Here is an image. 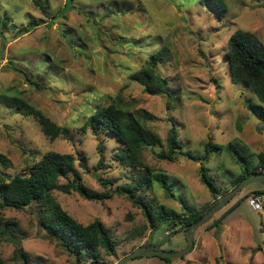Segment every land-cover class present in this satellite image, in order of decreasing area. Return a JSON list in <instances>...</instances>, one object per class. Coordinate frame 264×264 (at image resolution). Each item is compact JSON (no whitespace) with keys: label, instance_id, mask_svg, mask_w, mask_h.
I'll use <instances>...</instances> for the list:
<instances>
[{"label":"rangeland","instance_id":"1","mask_svg":"<svg viewBox=\"0 0 264 264\" xmlns=\"http://www.w3.org/2000/svg\"><path fill=\"white\" fill-rule=\"evenodd\" d=\"M0 0V172L27 175L30 166L48 151L73 153L82 182L106 192L130 183L137 171L114 157L121 145L111 136L82 129L95 108L117 101L132 112L146 111V124L159 137L158 145L143 150V162L167 176L172 191L154 184L142 197L178 213L180 200L203 211L214 202L201 181L200 162L217 186L218 195L230 190L241 165L224 149L206 159L180 155L175 161L156 157L167 150L166 137L174 123L182 150L204 156L207 141L238 147L251 165L264 153V121L247 107H264L245 83H232L225 59L227 41L237 29L252 32L264 43V0H224L223 15L202 0ZM164 48L165 61L156 71L167 80L172 98L151 95L130 76L151 54ZM18 98L40 110L54 123L69 129V137L50 139L38 121L20 111ZM24 109V108H22ZM104 145L99 166L97 144ZM102 179L112 180L103 185ZM67 180L60 178L59 182ZM263 202L253 210L254 191ZM253 194V195H252ZM53 198L77 222L99 219L116 240L113 254L100 249L99 264H116L135 247L147 243L166 251L187 245L184 230L151 228L141 208L125 194L113 192L103 201L77 192L54 190ZM218 196V197H219ZM238 202V204H236ZM0 217L15 221L0 237L3 264H87L56 244L40 226L37 205L21 209L0 207ZM5 225L2 224L1 227ZM15 238L19 246L8 241ZM264 186L253 183L238 191L204 225L195 230L193 246L168 262L157 256H138L126 264H264Z\"/></svg>","mask_w":264,"mask_h":264},{"label":"trees","instance_id":"2","mask_svg":"<svg viewBox=\"0 0 264 264\" xmlns=\"http://www.w3.org/2000/svg\"><path fill=\"white\" fill-rule=\"evenodd\" d=\"M35 2L42 9H45L37 0ZM202 2L218 12L219 15H223L227 10L224 0H202ZM164 52L165 49L161 48L152 53L145 65L135 71L130 78L142 85L148 94H166L172 98L167 80L159 76L156 71L158 63L165 61ZM225 59L228 63L231 82L247 84L258 100L264 102V43L252 32L237 29L228 38ZM4 102L7 106H11L15 102L20 111L34 117L40 124L43 133L50 139L59 136L69 137L67 127L54 123L26 101L15 97H6ZM247 107L258 119L264 121L263 106L249 101ZM149 117L150 115L146 111L132 112L114 100L105 107H97L87 114L82 128H90L95 135H109L121 145L116 150L114 157L124 167L137 171L132 182L118 185L113 190L106 186L107 184L112 185L113 181L101 178L102 184L108 190L106 192L95 191L83 184L82 176L76 168V165L85 168L82 161L83 156L77 157L73 153L48 151L31 164L30 172L27 175L20 173L8 175L0 172V207L21 209L32 204L37 205V217L40 226L52 240L56 241L58 246L70 253L77 263L85 261L88 262L87 264H99L101 262L100 249L113 254L116 240L99 219H94L88 224L77 222L53 198L52 192L54 190L66 193L75 191L85 199L98 201L110 198L114 191L123 193L141 208L151 228L158 229L159 226H164L166 229L172 230L189 227L202 215V212L196 210L194 206L180 200L183 212L178 213L166 208L163 204H155L139 193L140 190L152 187L154 184L160 185L168 193L172 191L167 176L152 170L143 162V150L148 147H155L159 142L157 134L146 124ZM166 147L167 150L155 152L157 158L175 161L182 155L200 161L203 158L206 159L211 152L227 149L241 165V173L232 180L233 187L245 176L262 172L259 167L264 165V153L258 156L259 161L256 165H251L239 148L232 143L220 145L207 141L204 146L205 155L203 157L185 152L177 138L174 123H172L166 137ZM97 149L100 155L99 166H101L104 159V145L99 142ZM0 163L8 166L7 160L2 155H0ZM200 164L201 181L209 189L212 197L216 199L219 196L218 188L213 179L208 176V169L203 166V162ZM60 178H65L67 181L60 183ZM253 194L261 195L262 192L258 190L254 191ZM2 220L4 219L0 217V237L11 235L7 230L8 225L16 224V222L12 220L3 222ZM2 224L5 226L1 227ZM20 257L21 259L24 258V264L28 263V258L24 253H21ZM161 259L166 262L169 261L168 258ZM0 264H3L1 259Z\"/></svg>","mask_w":264,"mask_h":264},{"label":"water","instance_id":"3","mask_svg":"<svg viewBox=\"0 0 264 264\" xmlns=\"http://www.w3.org/2000/svg\"><path fill=\"white\" fill-rule=\"evenodd\" d=\"M253 183L264 186V172L252 173L245 176L242 180L239 181L236 186L232 187L230 190L217 197L212 204L206 207L202 211L201 217L195 222L191 223V225L184 230L187 239V245L185 247L175 251H166L161 249L159 245L149 244L151 241L150 236L146 244L135 247L131 252L120 258L116 264H126L132 258L138 256H158L160 258L168 259L181 257L193 246L196 228L206 224L212 218V216L217 211L222 209L238 191ZM8 241L12 242L16 246H19L20 244V241L15 238H8Z\"/></svg>","mask_w":264,"mask_h":264},{"label":"built area","instance_id":"4","mask_svg":"<svg viewBox=\"0 0 264 264\" xmlns=\"http://www.w3.org/2000/svg\"><path fill=\"white\" fill-rule=\"evenodd\" d=\"M259 170L264 172V165L262 167H259ZM248 204L253 210L256 211H260L263 207V202L259 195L250 196V198L248 199Z\"/></svg>","mask_w":264,"mask_h":264},{"label":"flooded vegetation","instance_id":"5","mask_svg":"<svg viewBox=\"0 0 264 264\" xmlns=\"http://www.w3.org/2000/svg\"><path fill=\"white\" fill-rule=\"evenodd\" d=\"M149 244H152V243H149Z\"/></svg>","mask_w":264,"mask_h":264}]
</instances>
